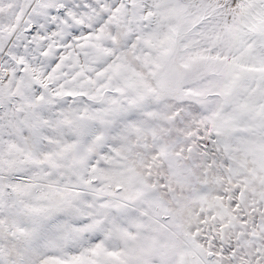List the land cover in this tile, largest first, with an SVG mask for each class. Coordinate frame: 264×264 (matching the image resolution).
<instances>
[{
	"label": "snow or ice",
	"instance_id": "6c2138e0",
	"mask_svg": "<svg viewBox=\"0 0 264 264\" xmlns=\"http://www.w3.org/2000/svg\"><path fill=\"white\" fill-rule=\"evenodd\" d=\"M0 264H264V0H0Z\"/></svg>",
	"mask_w": 264,
	"mask_h": 264
}]
</instances>
